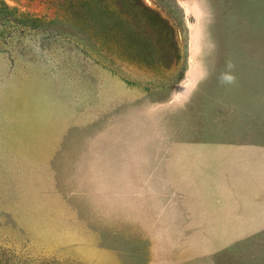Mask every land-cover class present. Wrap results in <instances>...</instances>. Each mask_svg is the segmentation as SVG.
Masks as SVG:
<instances>
[{
	"label": "rangeland",
	"instance_id": "rangeland-1",
	"mask_svg": "<svg viewBox=\"0 0 264 264\" xmlns=\"http://www.w3.org/2000/svg\"><path fill=\"white\" fill-rule=\"evenodd\" d=\"M0 264H264V0H0Z\"/></svg>",
	"mask_w": 264,
	"mask_h": 264
}]
</instances>
